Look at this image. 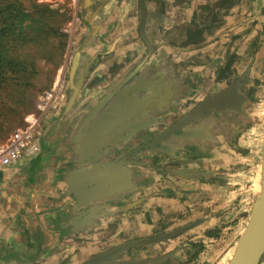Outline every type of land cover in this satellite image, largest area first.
<instances>
[{
  "label": "crops",
  "instance_id": "0c3cea01",
  "mask_svg": "<svg viewBox=\"0 0 264 264\" xmlns=\"http://www.w3.org/2000/svg\"><path fill=\"white\" fill-rule=\"evenodd\" d=\"M239 1L147 0L146 35L153 46L150 55L140 36L138 0H99L108 13L100 16L103 23L97 38L82 56L81 68L94 62L75 106L71 111L56 109L45 120L42 152L37 158L0 171V264L11 258L32 264H83L105 249L166 226L173 203L185 197L180 192L192 189L193 178L198 181L211 172L214 143L177 147L174 142V155L153 151L131 159L122 179L125 189L97 201L94 206L102 207L90 221L82 218L86 209L79 208L69 182L80 163L99 146L94 141L99 132H121L143 124L156 135L160 118L170 124L189 102H198L221 86L219 77L224 75L219 70L225 62L215 58L218 46L209 37L210 22L214 14V20L219 13L224 14L221 21L225 19L226 5L228 15L234 16ZM223 27L216 29L218 33ZM85 37L78 39L76 49ZM101 121L97 131L96 124ZM138 144L139 139L128 147L131 150ZM113 159L108 156L102 161ZM117 169L107 168L101 174L106 173L108 180ZM175 175L184 178L178 180L182 184L171 183ZM87 180H92L89 175L79 179V187L86 190ZM168 180L175 186L176 199L169 197L173 188L166 185ZM99 183L98 193L108 194L110 184ZM189 184L191 188L185 186ZM91 193L88 189L80 201L89 202ZM169 246L159 247L168 253Z\"/></svg>",
  "mask_w": 264,
  "mask_h": 264
},
{
  "label": "rangeland",
  "instance_id": "374dc122",
  "mask_svg": "<svg viewBox=\"0 0 264 264\" xmlns=\"http://www.w3.org/2000/svg\"><path fill=\"white\" fill-rule=\"evenodd\" d=\"M253 1L254 3L248 5V2L240 0L237 4L238 13H234V16L228 15V7L224 6L226 13L223 21L221 20L224 14H217L218 20H214L216 14L212 16L208 34L218 46V52L215 50L218 58L216 56L215 58L225 62L223 69L219 70V73L222 71V76L224 75V78L219 77L223 82L214 90L226 88L252 64L251 83L244 87L245 94L250 98L246 108L247 119L237 122L230 138L222 139L215 148L214 159L209 166L213 174L209 177L203 176L198 181H195L196 178L192 179L194 180L192 189L180 192L185 197L176 199L175 186L182 182L172 180L171 183L176 184L172 187L169 180L166 182L168 187L173 188L168 193L169 197L176 199L173 203L176 204L173 206V213L165 219L163 224L165 227L152 231L149 236L143 238H152L199 220L203 222L171 240L168 253L176 252V258L179 259L169 260L165 264H227L247 226L256 196L254 185L264 154V0ZM38 2L53 4L61 7L62 12H67L68 20L62 30L65 32L68 29L70 33L65 32L69 35V45L63 65L56 71L51 86L47 87V75H43L41 82L45 88L36 98L35 109L38 98L50 90L59 78H65L67 87L77 42L89 31V26L84 20L86 17L83 9L84 0H38ZM76 18L79 19L77 24ZM222 27L224 30L218 33L216 29L220 30ZM211 38L204 37V40L210 42ZM201 100L189 102L178 115L191 110ZM33 113L35 110L25 117L20 127L25 125L26 119ZM52 114L53 111L49 116ZM177 118L178 116L172 121ZM190 185L185 186L191 188ZM154 246L158 247H144L136 251L134 256L144 258L167 254L165 247H159L162 245Z\"/></svg>",
  "mask_w": 264,
  "mask_h": 264
},
{
  "label": "water",
  "instance_id": "95a60500",
  "mask_svg": "<svg viewBox=\"0 0 264 264\" xmlns=\"http://www.w3.org/2000/svg\"><path fill=\"white\" fill-rule=\"evenodd\" d=\"M146 1L147 0H138L140 13L139 30L140 36L143 38L149 54L152 55L153 46L148 42L146 35ZM106 7L105 5L100 7L99 0H84L83 2V9L85 10L86 16L84 20L89 26V32L83 41L79 43L78 48L74 52L64 98L57 108L59 111L72 110L83 84L90 73V68L94 60L92 63L90 61L83 69L81 68L82 56L94 44L97 38V34L103 23V18L100 16L103 17L108 13V10L106 11L105 9ZM214 11L215 9L212 10V14ZM251 66L252 64H250L240 77L230 83L226 88L216 92L214 89L211 90L203 97L201 102L196 104L191 110H188L182 115H176L178 118L168 122L170 124H165L167 123L166 121L164 122L165 118H160L159 121H161V124L157 126L159 130L156 135L148 132L147 130L151 127L142 126L143 124H135L133 127H128L121 132H99L101 133L100 136H96L94 139V141L99 142V146L94 148V153L90 155V159L88 158L80 163L79 169L74 172L69 182L70 187H72L79 199V208L86 209L82 218H87L90 221L91 218L93 216L95 217L97 214L96 211L102 207L100 205L94 206L97 201H102L109 196V198H112L115 194L125 189L124 183L122 184V179L124 180L127 175L126 166L133 163L130 162L131 159L153 151H159L162 153V156L163 153L174 155L176 151V147H173L174 142L177 147L187 144L201 147L202 143L206 144L207 142L214 143V146L217 147L222 139L230 138L231 132L237 122L246 121L245 119H247L246 108L250 103V98L245 94L244 87L246 88L251 83ZM176 116H174V118ZM101 123L103 122L101 121L96 124L97 131L101 128ZM138 139L140 140V144L130 150L128 147L129 144L138 141ZM180 149L181 148H178V152L181 151ZM41 152L42 145L40 143L39 153L24 162H29L37 158ZM108 156H113L114 159L102 161ZM162 156L161 159L163 158ZM111 167H117L118 169L113 171L107 180V174L101 173ZM260 171L263 173V181L260 184L258 200L255 197L247 226L235 246V248H237L235 259L233 262H231L232 260H228L227 264H264V154ZM193 174L192 177H195V173ZM212 174L213 173L210 172L209 174H203V176L209 177ZM88 175L92 180L90 182L89 180L85 182V190L79 187L81 186L79 179H85ZM97 176L101 177L99 181L102 184H110L108 194L101 195L98 193L100 183L96 178ZM175 179L184 180V178H178L176 175ZM87 188L92 191L91 200L89 202L85 200L86 202L83 203L80 200H84L83 197L85 193L88 192ZM202 222L203 220H199L152 238H141L112 246L83 264H165L169 260L179 259L176 258V252L144 258H137L134 256V252L146 246L169 244L171 240L189 232ZM126 256L129 258H124ZM6 264L32 263L23 262L18 258H11Z\"/></svg>",
  "mask_w": 264,
  "mask_h": 264
},
{
  "label": "trees",
  "instance_id": "16d2710c",
  "mask_svg": "<svg viewBox=\"0 0 264 264\" xmlns=\"http://www.w3.org/2000/svg\"><path fill=\"white\" fill-rule=\"evenodd\" d=\"M67 20V12L53 4L0 0V143L36 111V98L45 88L42 78L47 75L51 86L63 65Z\"/></svg>",
  "mask_w": 264,
  "mask_h": 264
},
{
  "label": "built area",
  "instance_id": "2783aa9c",
  "mask_svg": "<svg viewBox=\"0 0 264 264\" xmlns=\"http://www.w3.org/2000/svg\"><path fill=\"white\" fill-rule=\"evenodd\" d=\"M77 22H79L78 18H76V24ZM65 32L70 33V30L66 29ZM65 91V78H59L50 90L38 98L36 111L26 119L25 125L11 133L0 144V171L13 168L39 153L44 122L50 112L56 110L60 105Z\"/></svg>",
  "mask_w": 264,
  "mask_h": 264
},
{
  "label": "bare ground",
  "instance_id": "6f19581e",
  "mask_svg": "<svg viewBox=\"0 0 264 264\" xmlns=\"http://www.w3.org/2000/svg\"><path fill=\"white\" fill-rule=\"evenodd\" d=\"M262 181H263V173L260 171V172L258 173L257 180H256V183H255V185H254V187H255V195H256L255 197H256L257 200H258V196H259V188H260V184H261ZM236 253H237V248H235L233 254L231 255V257H230V259H229V260H232L231 262L234 261L235 256H236ZM227 261H228V260H227Z\"/></svg>",
  "mask_w": 264,
  "mask_h": 264
}]
</instances>
